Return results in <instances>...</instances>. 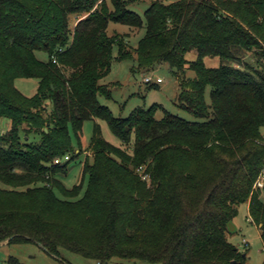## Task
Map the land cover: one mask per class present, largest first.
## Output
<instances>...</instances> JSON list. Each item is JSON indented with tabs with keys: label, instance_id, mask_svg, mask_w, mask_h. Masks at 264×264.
<instances>
[{
	"label": "trees",
	"instance_id": "obj_1",
	"mask_svg": "<svg viewBox=\"0 0 264 264\" xmlns=\"http://www.w3.org/2000/svg\"><path fill=\"white\" fill-rule=\"evenodd\" d=\"M110 23L145 29L133 52L106 34ZM112 59L145 74L166 64L185 75L177 107L194 120L165 111L156 119V105L114 118L98 101L110 98L100 81ZM17 80H36V92L23 95ZM2 120L0 242L99 264H245L227 225L248 204L264 251V186L253 189L264 169V0H156L142 17L122 0H0ZM95 120L121 147L97 126L81 145L85 122ZM83 148L92 158L82 161V192L61 180Z\"/></svg>",
	"mask_w": 264,
	"mask_h": 264
},
{
	"label": "rangeland",
	"instance_id": "obj_2",
	"mask_svg": "<svg viewBox=\"0 0 264 264\" xmlns=\"http://www.w3.org/2000/svg\"><path fill=\"white\" fill-rule=\"evenodd\" d=\"M108 1L109 0H105L106 3H108ZM122 1L128 3L131 11L142 17L145 10L156 0ZM82 19L83 18H80L79 20ZM75 24L76 21L71 24V30L74 28ZM106 34L109 37L116 36L117 40L124 42L125 47L133 52L138 41L143 38L145 29L132 30L126 26L110 23ZM35 55L39 61H47V56L43 52H37ZM116 55L117 50L114 47L113 58H115ZM189 59L193 60L192 56H189ZM205 65L207 67H217L218 62L216 60H206ZM134 67L135 64L133 61L117 62L112 59L108 75L100 81V84L104 85L108 90L110 98L99 97L98 101L102 106L110 110L114 118L124 119L137 109H148L156 105L159 107L155 115L156 119H161L163 117V111H165L184 120H194L191 114L177 107L179 88L181 87L182 79L185 78V75L183 77L181 75L174 77L168 66L166 64H161L154 67L152 71L146 74L154 75L155 78L161 79L162 83L157 85H146L143 82L145 73L133 70ZM192 76V74L187 72V79ZM15 85L23 95L30 97L36 92L37 82L36 80H17ZM205 102L207 105L210 104L208 90L206 92ZM4 123L5 121L3 120L0 122V130L2 132L6 130V127L3 126ZM95 126L98 127L101 137L105 142L115 147H121L120 141L111 134L107 124L100 120L85 122L82 135L79 139L82 146H87ZM69 134L71 146L74 150H77L78 141L74 137L71 129L69 130ZM261 135L264 137V129H261ZM84 155H87L91 160V152L88 149H84L83 156H79L68 163L66 176L61 180L67 189H71L74 186H81L82 192L85 190L87 176L83 175L82 172ZM68 156L71 158L69 154ZM139 169L137 171H139ZM139 172V175L142 176L143 170L141 169ZM142 177L144 181L148 182V177L146 175ZM57 196L60 195L57 193ZM234 220L235 232L227 235L228 242L246 254L245 264H263L264 251L260 240V226L249 221L245 205L239 207L237 217ZM9 257L18 260L21 264H99L94 260L83 258L65 249H58L57 255L54 256L47 253L36 243L7 244V241L0 242V264H5ZM107 264L147 263L113 259Z\"/></svg>",
	"mask_w": 264,
	"mask_h": 264
},
{
	"label": "built area",
	"instance_id": "obj_3",
	"mask_svg": "<svg viewBox=\"0 0 264 264\" xmlns=\"http://www.w3.org/2000/svg\"><path fill=\"white\" fill-rule=\"evenodd\" d=\"M172 1V0H171ZM55 62V60H54ZM143 82L144 84L146 85H157V84H160L162 83L161 79L159 78H155L154 75L152 74H144L143 76ZM70 160L69 156L66 155L64 156L63 158H60V159H55L53 161V164L54 165H62L63 163L66 164L68 163ZM63 164V165H64ZM139 171H141V168L139 169ZM264 186V169L262 171V173L258 176L257 180L255 181L254 185H253V189L254 190H257V189H262ZM250 221V220H249Z\"/></svg>",
	"mask_w": 264,
	"mask_h": 264
},
{
	"label": "water",
	"instance_id": "obj_4",
	"mask_svg": "<svg viewBox=\"0 0 264 264\" xmlns=\"http://www.w3.org/2000/svg\"><path fill=\"white\" fill-rule=\"evenodd\" d=\"M227 229H228L229 233H234L235 232V226H234L233 222L228 223Z\"/></svg>",
	"mask_w": 264,
	"mask_h": 264
},
{
	"label": "crops",
	"instance_id": "obj_5",
	"mask_svg": "<svg viewBox=\"0 0 264 264\" xmlns=\"http://www.w3.org/2000/svg\"><path fill=\"white\" fill-rule=\"evenodd\" d=\"M3 126H5V127H6V130H8L9 125H8L7 122H5V123L3 124ZM6 130H4V131H6ZM245 206H246V210H247V213H248V204H245ZM233 222H234V224H235V220H233Z\"/></svg>",
	"mask_w": 264,
	"mask_h": 264
}]
</instances>
